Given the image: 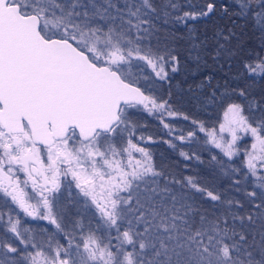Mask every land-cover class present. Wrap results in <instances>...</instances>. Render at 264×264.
I'll use <instances>...</instances> for the list:
<instances>
[{"label": "snow or ice", "instance_id": "6c2138e0", "mask_svg": "<svg viewBox=\"0 0 264 264\" xmlns=\"http://www.w3.org/2000/svg\"><path fill=\"white\" fill-rule=\"evenodd\" d=\"M210 65L264 80V0H0V264H264V90Z\"/></svg>", "mask_w": 264, "mask_h": 264}, {"label": "trees", "instance_id": "16d2710c", "mask_svg": "<svg viewBox=\"0 0 264 264\" xmlns=\"http://www.w3.org/2000/svg\"><path fill=\"white\" fill-rule=\"evenodd\" d=\"M215 23H223V21L213 20L209 21L207 25H205L203 22H193V27H199L201 29L204 27L211 28V26ZM237 67L238 65L234 64L232 71L235 72ZM217 68L218 66L210 65L207 69L204 70L205 73L210 74L214 77V82L215 79H220V82L223 84L226 80H228L230 87L247 88L249 91L257 95H259V93L264 90V80H257L255 83H253L252 81L245 82L244 80H229L228 77H226L225 72L218 71ZM188 80L190 81L191 77H189ZM177 86H187V84L185 83V76L182 73L178 74L172 81V87L174 90H179ZM136 119L140 123V127L137 128V134L144 136L146 141L148 137L153 138L154 142L146 143L145 146L151 150L158 164L165 167L178 168L182 172L187 171L193 176H199L202 182L209 179V169L207 168L206 164L208 156L206 153L202 154L205 160V164H197L194 161H183L179 157L178 152L173 151L168 147L167 144L163 142L165 139H170L171 137L167 135L166 130L163 129L161 125H159V122L156 119L148 116L143 112L138 113ZM186 123L187 122L183 120L173 121V124L175 125L178 133L181 129H184L186 127ZM187 163H191L192 166L188 169H185L184 165Z\"/></svg>", "mask_w": 264, "mask_h": 264}, {"label": "rangeland", "instance_id": "374dc122", "mask_svg": "<svg viewBox=\"0 0 264 264\" xmlns=\"http://www.w3.org/2000/svg\"><path fill=\"white\" fill-rule=\"evenodd\" d=\"M31 225L34 227L38 226V228H44V227H50L46 225V222L44 221H29Z\"/></svg>", "mask_w": 264, "mask_h": 264}]
</instances>
